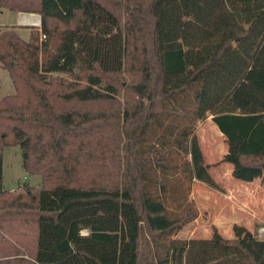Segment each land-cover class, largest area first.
<instances>
[{
    "label": "trees",
    "instance_id": "obj_1",
    "mask_svg": "<svg viewBox=\"0 0 264 264\" xmlns=\"http://www.w3.org/2000/svg\"><path fill=\"white\" fill-rule=\"evenodd\" d=\"M0 9L41 16L28 40L0 27L14 87L0 100V264H264V240L244 226L176 238L198 212L174 187L212 181L192 126L210 117L232 177L264 178V0ZM11 146L40 186L3 188Z\"/></svg>",
    "mask_w": 264,
    "mask_h": 264
},
{
    "label": "rangeland",
    "instance_id": "obj_2",
    "mask_svg": "<svg viewBox=\"0 0 264 264\" xmlns=\"http://www.w3.org/2000/svg\"><path fill=\"white\" fill-rule=\"evenodd\" d=\"M19 21L18 13L0 9V27L19 26ZM20 27L21 37L28 40L30 29L35 26L21 25ZM13 93L14 87L8 72L0 68V100ZM182 123L186 124V122ZM192 126L205 164L209 166L212 181L209 185L194 181L191 186L183 182L181 178L175 182L177 197L180 199L182 196L187 197L188 202L198 212V219L188 225L176 238H211L215 228L226 238L234 237L233 227L240 225L264 240V178L258 179L254 186H250L251 183L232 177V166L223 162L227 153L225 137L214 125L211 117L206 121L196 122ZM171 160V165L175 167L173 171L178 169L180 173L181 165L185 160L184 155L173 151ZM23 183L40 186L42 180L40 176H30L25 172L19 146L7 147L4 149L2 186L5 190H14ZM240 183L244 187L241 188Z\"/></svg>",
    "mask_w": 264,
    "mask_h": 264
},
{
    "label": "crops",
    "instance_id": "obj_3",
    "mask_svg": "<svg viewBox=\"0 0 264 264\" xmlns=\"http://www.w3.org/2000/svg\"><path fill=\"white\" fill-rule=\"evenodd\" d=\"M19 15H20V18H21V15H25V16H30V17H33V18H40L41 19V16L40 15H38V14H23V13H19ZM21 25H23V24H21V22L19 21V26H14L15 28H16V30L19 32V28H21L20 26ZM35 27H37V26H35ZM29 35H30V33H29ZM257 182V180H255L254 182H251V185L250 186H254V184ZM241 184V188L242 187H244V185L242 184V183H240ZM233 196V195H232ZM244 196V195H243ZM243 199H244V197H242ZM240 199V198H239ZM241 200V199H240ZM87 234V231L86 232H84V234ZM228 238H233V237H228Z\"/></svg>",
    "mask_w": 264,
    "mask_h": 264
},
{
    "label": "bare ground",
    "instance_id": "obj_4",
    "mask_svg": "<svg viewBox=\"0 0 264 264\" xmlns=\"http://www.w3.org/2000/svg\"><path fill=\"white\" fill-rule=\"evenodd\" d=\"M20 22L23 25H32V24H38L39 25L40 20L33 18V17H30V16L21 15Z\"/></svg>",
    "mask_w": 264,
    "mask_h": 264
},
{
    "label": "built area",
    "instance_id": "obj_5",
    "mask_svg": "<svg viewBox=\"0 0 264 264\" xmlns=\"http://www.w3.org/2000/svg\"><path fill=\"white\" fill-rule=\"evenodd\" d=\"M40 19V18H39ZM32 26H41V20H40V23H39V25H37V24H32Z\"/></svg>",
    "mask_w": 264,
    "mask_h": 264
},
{
    "label": "water",
    "instance_id": "obj_6",
    "mask_svg": "<svg viewBox=\"0 0 264 264\" xmlns=\"http://www.w3.org/2000/svg\"><path fill=\"white\" fill-rule=\"evenodd\" d=\"M41 20V19H40Z\"/></svg>",
    "mask_w": 264,
    "mask_h": 264
}]
</instances>
